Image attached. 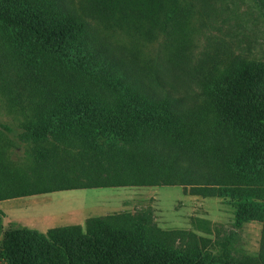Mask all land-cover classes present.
<instances>
[{
	"label": "trees",
	"instance_id": "16d2710c",
	"mask_svg": "<svg viewBox=\"0 0 264 264\" xmlns=\"http://www.w3.org/2000/svg\"><path fill=\"white\" fill-rule=\"evenodd\" d=\"M206 4L0 0V43L9 68H17L11 48L21 40L34 45L45 64L32 71L38 85L23 84L26 99L17 94L25 89L14 74L2 86L8 110L23 123L21 137L33 145L24 159H14L10 141L0 142V201L164 182L229 197L236 228L249 221L264 227V64L216 55L195 60ZM155 42L167 61L162 65L197 87L184 86L182 93L160 70L152 80L144 77L139 55ZM2 227L0 217V235ZM221 249L216 257L197 247L193 232L162 229L147 212L125 211L46 232L15 222L0 237V264H264V257L236 261L228 243Z\"/></svg>",
	"mask_w": 264,
	"mask_h": 264
},
{
	"label": "rangeland",
	"instance_id": "374dc122",
	"mask_svg": "<svg viewBox=\"0 0 264 264\" xmlns=\"http://www.w3.org/2000/svg\"><path fill=\"white\" fill-rule=\"evenodd\" d=\"M201 11L207 12V16L200 27L202 34L196 44V61H201L207 55H216L224 61L239 57L264 64V0H207ZM16 32L10 31V34ZM159 49L160 46L155 42L151 50L143 49V54L139 55L137 69L143 72L144 77L152 80L151 76L155 77V71L160 70L161 78L182 93H185L184 86L197 87L194 81L185 80L179 74L173 75L168 70V64L163 66L167 61L159 55ZM11 51L16 53L18 59L15 70L10 69L5 62L7 51L0 43V123L8 124L15 132L8 133L0 127V142L10 141L11 156L24 159L33 143L21 137L23 123L21 118L8 110L2 86L10 81L11 74H14V81L20 82L18 86L24 89V83L38 85V76L32 71L40 58L36 56L37 48L27 40L15 42ZM126 56L127 59H133V55ZM39 64L37 68L45 67L44 63ZM18 67L21 69L19 73L16 72ZM18 92L24 99L28 97L26 89ZM52 180L51 177L48 181L58 185L62 183L61 180ZM36 183L35 187H41L40 182ZM125 211L136 215L147 212L153 223L162 229L193 232L197 236V247L216 257L221 256L223 243H228L229 252L236 261L261 262L264 257L263 223L249 221L242 228H236V209L231 198L204 196L194 193L190 186L164 182L155 185L70 188L2 200L0 217L3 227L0 237L16 219L22 225L25 222L28 224L24 226L46 232L50 228L73 224L84 226L89 217ZM231 234L232 238L228 241L227 237Z\"/></svg>",
	"mask_w": 264,
	"mask_h": 264
},
{
	"label": "crops",
	"instance_id": "0c3cea01",
	"mask_svg": "<svg viewBox=\"0 0 264 264\" xmlns=\"http://www.w3.org/2000/svg\"><path fill=\"white\" fill-rule=\"evenodd\" d=\"M15 220V219H14ZM16 222H21L19 219H16ZM26 223V222H25ZM25 223H23L24 225H28V224H25ZM20 224H22V223H20ZM42 231H44V230H42Z\"/></svg>",
	"mask_w": 264,
	"mask_h": 264
}]
</instances>
